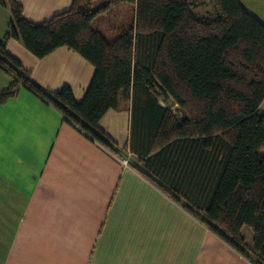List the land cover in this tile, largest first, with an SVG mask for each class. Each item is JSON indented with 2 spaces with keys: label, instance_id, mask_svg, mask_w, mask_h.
I'll return each mask as SVG.
<instances>
[{
  "label": "trees",
  "instance_id": "16d2710c",
  "mask_svg": "<svg viewBox=\"0 0 264 264\" xmlns=\"http://www.w3.org/2000/svg\"><path fill=\"white\" fill-rule=\"evenodd\" d=\"M209 2L213 14H198L190 0H71L33 22L18 0H0L12 15L0 39V67L11 77L0 102L23 83L115 153L97 124L130 100L132 132L146 138L144 163L158 162V187L250 262L264 264V22L240 0ZM124 13L130 20L119 29ZM17 36L37 57L66 45L90 62L82 98L66 84L50 91L28 78L5 49ZM166 97L182 117L159 103Z\"/></svg>",
  "mask_w": 264,
  "mask_h": 264
},
{
  "label": "crops",
  "instance_id": "0c3cea01",
  "mask_svg": "<svg viewBox=\"0 0 264 264\" xmlns=\"http://www.w3.org/2000/svg\"><path fill=\"white\" fill-rule=\"evenodd\" d=\"M18 1L33 22L71 4ZM240 1L264 22V0ZM11 18L0 5V39ZM5 49L28 78L50 91L66 84L76 100L93 74L66 45L37 57L17 36ZM10 81L0 67V91ZM15 90L0 102V264H253L158 187V162L144 163L146 138L132 132L130 100L97 124L114 154L23 83ZM169 110L183 113L174 101ZM241 233L251 246L249 226Z\"/></svg>",
  "mask_w": 264,
  "mask_h": 264
},
{
  "label": "rangeland",
  "instance_id": "374dc122",
  "mask_svg": "<svg viewBox=\"0 0 264 264\" xmlns=\"http://www.w3.org/2000/svg\"><path fill=\"white\" fill-rule=\"evenodd\" d=\"M191 2H192V7H193V10L195 11V12H197L198 14H213V8H212V5L210 4V2H209V0H190ZM120 14V13H119ZM118 14V15H119ZM127 14L128 13H124L123 14V16H121L120 18H119V21L118 22H116L115 23V27H119V29H121V28H123V27H125L126 25H128V23H129V20H130V18H129V16H127ZM117 19H118V17H117ZM111 20V19H110ZM106 22V21H105ZM104 22V23H105ZM103 23V24H104ZM109 23V25H110V21L109 22H107V24ZM7 29H8V27H7ZM111 35H113V32L111 33ZM173 103V101H172V99L171 98H169V97H166V98H164V104L167 106V107H171V104ZM173 110H174V112H175V114L176 115H178L177 113H176V109H174L173 108ZM181 116H178V117H182L183 116V113L181 112V114H180ZM108 151H110L111 153H114V152H112L111 150H109L108 149ZM115 154V153H114ZM127 161H128V159L126 158H124L123 159V162L124 163H127ZM194 217V216H193ZM197 220V219H196ZM198 221V220H197ZM208 229V228H207ZM209 230V229H208ZM251 230V229H250ZM252 232V231H251ZM214 234V233H213ZM242 234V233H241ZM215 235V234H214ZM253 235V234H252ZM216 237H218L217 235H215ZM243 236V235H242ZM219 238V237H218ZM220 239V238H219ZM243 239H244V241H245V238H244V236H243ZM246 243V242H245ZM230 246V245H229ZM231 247V246H230ZM232 248V247H231ZM236 251V250H235ZM237 252V251H236ZM238 253V252H237ZM240 254V253H239ZM241 255V254H240Z\"/></svg>",
  "mask_w": 264,
  "mask_h": 264
}]
</instances>
